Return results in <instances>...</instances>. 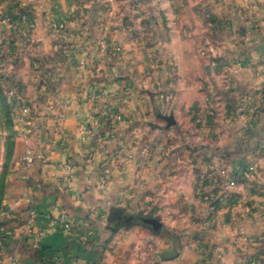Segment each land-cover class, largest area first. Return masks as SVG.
Listing matches in <instances>:
<instances>
[{"label":"crops","instance_id":"1","mask_svg":"<svg viewBox=\"0 0 264 264\" xmlns=\"http://www.w3.org/2000/svg\"><path fill=\"white\" fill-rule=\"evenodd\" d=\"M177 1L186 29L167 56L180 80H171L177 94L165 105L178 108L180 125L184 108L204 107L209 93L218 118L212 131L196 126L194 147L178 127L166 129L165 140L179 142L162 162L155 153L162 124L141 115L157 105L156 93L121 98L142 87L137 43L122 55L109 45L126 4L0 0V17L14 13L19 24L18 14L28 12L35 23L33 31L0 29L5 73L28 83V74L48 67L57 92L37 119L47 127L20 134L4 264L12 253L15 264H264V0ZM161 8L174 10L166 0ZM109 105L116 109L108 114ZM122 110L132 116L118 124ZM133 121H145L146 130ZM27 150L43 159L26 167ZM31 208L37 216L28 228Z\"/></svg>","mask_w":264,"mask_h":264},{"label":"rangeland","instance_id":"2","mask_svg":"<svg viewBox=\"0 0 264 264\" xmlns=\"http://www.w3.org/2000/svg\"><path fill=\"white\" fill-rule=\"evenodd\" d=\"M94 1L101 6H105L106 4H116L119 2L126 4L123 12L120 14L116 12L121 20L116 21L118 22V25H112L110 34L114 33L115 30L119 31V35L116 36L117 40L110 41L109 45H111L110 49L113 50L114 54L122 55L125 54L127 50L132 49L134 43H137L136 45L134 44L136 46L135 51L142 56V59L139 62L141 68L138 75V82H140V86L142 87H140V90H136L135 94L131 90H123L121 98L122 101L127 102L134 99L136 96V98L143 96L148 98L150 93H156L155 96L158 98L157 105L151 110L150 108L147 110V107L144 109L142 108L141 115H151L156 122L162 124L160 126L161 128L156 130V142L158 145L157 147L155 146V149H157L155 153L157 154V160L164 162L165 150L171 146L172 141L177 142L178 140L179 142V139L176 138H173L169 142L168 140H165L164 134L166 129L178 127L177 129H179L181 133L188 134V137L184 138L186 139L185 142H188L190 147H194L197 143L195 139L196 131L198 129H203L204 133L212 131L211 129L214 124V119L218 118L216 112L217 107L213 105V100L209 93L205 94L206 105L204 107L200 108L193 105L192 107L184 108L187 110L184 112L185 121L180 125L177 122L174 126L168 128L167 123L160 117H174L175 111L178 110L177 107L166 106L165 101L171 94H177L176 90L173 91L169 87L171 80L174 79L177 82L180 80L177 69L178 63L174 59L171 64V61L167 57L172 54V51L174 53L180 49V36L181 34H184L183 32L186 29L180 25V12L175 9L176 6L179 5V2L177 0H166L171 3L172 7H174L173 13H170L161 8L165 0ZM152 1L156 2L158 10L150 8ZM129 6L130 11L128 10ZM133 7L134 10H132ZM116 14L115 17L117 16ZM127 21H129V25L126 24ZM110 37H114V35L111 34ZM172 38L174 45L170 46ZM118 41L123 46L124 52L121 51L120 47L122 46ZM190 46L193 47L191 49H195V44H192V40L190 41ZM2 61H4L3 58ZM10 77H13L19 83L24 101L31 108L33 117H31V119L29 118L30 120L27 125H23L18 121L13 113L11 104L8 101L6 90L9 86L8 80ZM26 77L29 78V84L25 83L26 81L20 82L15 76L8 75L0 70V264H4L6 243L8 237H10L9 232L12 228L10 218H8L5 213L7 211L6 200L10 194L11 184L15 180V168L18 166L15 164L19 161L23 152L24 140L21 138L20 134L24 132L25 128H28L31 132H35L37 129L44 127L43 125L47 127V124H45L46 122L44 124L42 122L39 123V120L37 121V119H41V117L44 116L45 110L43 109V105L50 104L56 99L54 96L57 94L53 87L54 80L49 74L48 67L44 66V70L41 73H31ZM145 88L148 89L144 91ZM111 94L112 93L109 95ZM190 99V101H193V95ZM108 101L110 100L108 99ZM106 102L105 105L110 103ZM104 107L108 114L112 109H116L115 105H109L108 108H106V106ZM131 108L132 107L129 108L130 111H132ZM127 114L125 115L123 110L119 111L116 118L118 124L122 121L121 119L132 116L130 113L128 114L129 116ZM133 122H131L130 125L134 124L146 130L147 124L145 121L139 123ZM198 124H200V127L197 129L196 126ZM113 137L114 136L109 134V140L113 141L115 139H112ZM176 142L174 143L175 146L178 145ZM142 146L143 145L137 143L135 147L137 152H139ZM21 165L22 164H19V166Z\"/></svg>","mask_w":264,"mask_h":264},{"label":"built area","instance_id":"3","mask_svg":"<svg viewBox=\"0 0 264 264\" xmlns=\"http://www.w3.org/2000/svg\"><path fill=\"white\" fill-rule=\"evenodd\" d=\"M18 12V11H17ZM19 15V24L16 21V14H8L4 17H0V29L4 27H12V26H20L22 25L25 29V31H33L35 28V23L32 18V16L28 12H21L18 14ZM2 41L3 43L7 42L8 44H13V39L11 37H6L2 36ZM5 63L2 61V58L0 57V70L5 72ZM8 88L6 90V95L8 98L9 103L11 104L12 110L16 118L18 119L19 122H21L23 125H27L29 122V118L32 117V111L31 108L29 107L28 104L25 103L23 95H22V90L19 85V83L13 78L10 77L8 80ZM27 128H25L23 134H26ZM114 139V137L112 138ZM43 159V154L42 153H34L31 150H27L26 154L24 156V162L26 164V167H29L33 165L37 160ZM72 166L69 164L67 166V170L71 171ZM254 166L249 165L247 167V171L253 172ZM220 174L224 177L227 176L228 172L227 170H222ZM30 217L29 220L27 221V227L30 228L34 220L36 219V211L35 209H30ZM65 219V217H64ZM66 231L69 230V224L65 225ZM18 261L17 255L15 253L10 254L7 257V264H15Z\"/></svg>","mask_w":264,"mask_h":264},{"label":"water","instance_id":"4","mask_svg":"<svg viewBox=\"0 0 264 264\" xmlns=\"http://www.w3.org/2000/svg\"><path fill=\"white\" fill-rule=\"evenodd\" d=\"M160 117L167 123L168 128H170L176 124V121H175L173 116H160ZM145 222L156 227V228L160 227L158 221H156V220L148 219V220H145Z\"/></svg>","mask_w":264,"mask_h":264}]
</instances>
